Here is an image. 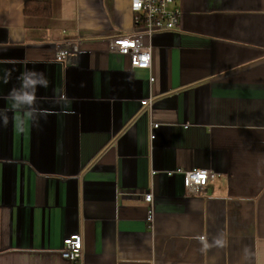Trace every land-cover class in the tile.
Wrapping results in <instances>:
<instances>
[{
	"label": "crops",
	"instance_id": "crops-1",
	"mask_svg": "<svg viewBox=\"0 0 264 264\" xmlns=\"http://www.w3.org/2000/svg\"><path fill=\"white\" fill-rule=\"evenodd\" d=\"M177 4L150 84L109 52L131 0H0V264H72L73 234L76 264H264V0Z\"/></svg>",
	"mask_w": 264,
	"mask_h": 264
},
{
	"label": "built area",
	"instance_id": "built-area-1",
	"mask_svg": "<svg viewBox=\"0 0 264 264\" xmlns=\"http://www.w3.org/2000/svg\"><path fill=\"white\" fill-rule=\"evenodd\" d=\"M178 0H131V10L134 19V30L125 35H118L110 39L109 52L127 57L130 68L133 70H144L150 72V84H154L156 77L153 74L154 49L150 44H145V38L151 39L157 32L175 31L179 28L182 12L177 4ZM81 43L65 42L57 49L56 57L66 59L71 53H77ZM141 107L152 108L153 98H147L140 102ZM189 126H185L188 128ZM159 124L151 126L150 139H156V130ZM183 176V183L190 195H197L204 191L216 174L207 169L195 168L189 171L178 170ZM173 176L174 173H168ZM147 202H152L153 195H142ZM149 220H152L150 214ZM84 245L81 234H73L64 240L61 250L62 257L76 264L83 259Z\"/></svg>",
	"mask_w": 264,
	"mask_h": 264
},
{
	"label": "trees",
	"instance_id": "trees-1",
	"mask_svg": "<svg viewBox=\"0 0 264 264\" xmlns=\"http://www.w3.org/2000/svg\"><path fill=\"white\" fill-rule=\"evenodd\" d=\"M47 4V3H46ZM49 8H50V6H48V11H46L47 13V15H49V13H50V10H49Z\"/></svg>",
	"mask_w": 264,
	"mask_h": 264
}]
</instances>
